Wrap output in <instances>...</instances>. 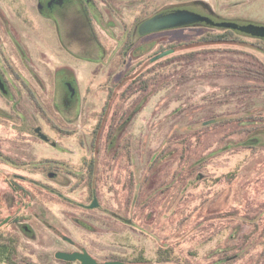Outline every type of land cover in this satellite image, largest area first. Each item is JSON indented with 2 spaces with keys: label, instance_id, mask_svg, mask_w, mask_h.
<instances>
[{
  "label": "rangeland",
  "instance_id": "obj_1",
  "mask_svg": "<svg viewBox=\"0 0 264 264\" xmlns=\"http://www.w3.org/2000/svg\"><path fill=\"white\" fill-rule=\"evenodd\" d=\"M190 1L193 0L144 2L146 14H149L153 7ZM207 1L216 10L209 15L215 21L264 25V0ZM0 9L3 12L27 10L34 11L35 15L39 13L35 0H0ZM122 12L130 23L137 13ZM91 17H94L93 12L89 15L82 12L59 28L62 47L56 48L52 41L57 29L54 26L45 29L39 19H34L31 27L18 25L17 28L22 41L27 38V33L31 35L32 44H23L27 56L5 40L17 70L41 95L45 87L47 91L51 90L54 81L52 76L48 77L46 67L51 71L68 63L74 69L80 88L90 87L93 92L84 99L87 110L77 114V120L64 127L69 132L62 134L52 132L44 117L42 106L48 98L20 99L32 114L33 124L38 123L53 140L59 141V149L32 140L21 132L18 116L17 126L9 117L13 115L11 104L6 98H0L1 155H12L20 163L28 164L10 168L0 163V227L6 228L0 233L2 231L4 235L11 232V223L5 222L20 211L27 216L41 211L45 201H61L56 195L45 192L43 187L46 185L58 189L55 194L60 192L77 202L89 204L92 200L93 182L84 175L78 178L77 173H87L86 159L94 154L92 134L107 99V93L98 87L104 81L113 56L97 45L92 46L94 51L90 52L86 50L90 39L77 41L72 34H67L69 31L88 32L86 22L89 23ZM211 28L217 27H178L163 31L157 37H148L144 56L147 60L159 45L189 42ZM12 36L15 39L16 35ZM100 39L109 48L115 42L104 31L100 33ZM220 47L255 53L264 62V52L248 47L215 45L210 48ZM133 59L128 57L130 63L135 61ZM90 74L95 76L89 78ZM58 84L60 93H64L62 79ZM228 85L223 79H199L182 90L161 89L150 97L127 130L136 138L135 165L141 171L135 178H146L140 205L136 209H130L129 205L134 198L130 192L132 199L129 200L127 192L128 186L132 188V165L125 159L112 162L109 155L101 153L96 162L98 173L94 189L102 208L87 214L77 210V218L92 222L91 226L68 224L69 234L77 239L78 246L87 247L99 258L116 256L132 264H264V130L248 132L247 127L253 126L248 121L232 126L202 124L214 118L211 116L222 119L241 116L244 109L261 106L262 103L257 101L251 106L241 97H233L231 102H218ZM132 100L130 98L127 104ZM179 107L182 111L176 112ZM47 159L64 166L58 178L49 176L51 171H56L53 168L50 172L42 170V164L48 162L41 161ZM11 185L20 188L16 191ZM21 202L28 207L16 209L14 205ZM127 205L129 208L126 209ZM108 206L121 212L120 221L104 212ZM125 218L132 225L124 224ZM26 242L19 245V255L34 264H46L42 247L30 240ZM0 264L7 263L0 260ZM50 264L64 263L52 258Z\"/></svg>",
  "mask_w": 264,
  "mask_h": 264
},
{
  "label": "flooded vegetation",
  "instance_id": "obj_2",
  "mask_svg": "<svg viewBox=\"0 0 264 264\" xmlns=\"http://www.w3.org/2000/svg\"><path fill=\"white\" fill-rule=\"evenodd\" d=\"M29 1V0H28ZM37 5L36 13L34 11H6L3 12L0 9V78L4 83V88L0 87V98L4 97L9 101L10 108L13 115H9L10 119L14 121L17 126V116L20 119V131L28 134L32 140L35 139L44 142L54 148L59 149V141L53 140L46 129H43L38 123L33 124L32 114L22 104L20 99L22 98H48L45 101V105L42 106L44 111V117L51 126L49 129L57 134L65 132L67 125L72 124L77 120V114H82L87 110L85 106V98L89 97L93 92L92 88L84 89L80 88L77 82V77L73 73L70 67V63L64 64L63 67H56L55 69L48 71V77H53V85L51 90L47 91L45 87L44 94L33 87L27 78H25L16 68L14 57L10 49H8L7 41L13 46V48L24 54L23 44L31 45L32 38L30 33H27V38L22 41L20 38V32L18 31V25L31 27L34 19H39L45 29L49 30L51 26L57 29V34L52 39L53 44L57 46H63V38L60 35L59 28L70 20V18L81 15L82 12H86L87 15L94 13V17L89 18L87 23L88 32L86 33H74L69 31L67 34L77 41L85 42L87 40L86 50L93 52L94 45L100 46L104 50V53L113 56L110 65L108 66V72L104 76V81L98 88H103L107 93V99L102 109L99 111L98 122L94 128L92 134L91 145L94 154L90 159H86L87 173H77L78 178L85 179L88 177L92 184V200L89 204H84L72 200L66 197L62 193L56 192L55 189L49 185L44 186L45 192L56 195L61 201H45L42 204L41 211L31 212L26 216L25 214L17 213L14 217H10L6 223H11L9 234L4 235L2 231L0 233V260L7 264H34L30 259L21 257L19 255L18 247L26 240L36 242L38 246L42 247L43 262L50 264L52 258L56 261L63 262L64 264H81L80 261H69L58 257V253H76L87 250L93 257L97 259L99 263L106 261H122L126 264H132L124 258L116 256H105L99 258L90 249L83 246H78L77 239L72 237L68 231L69 222L73 226L88 227L91 226L89 221L77 218V210L87 214L93 209L102 208L98 205L91 208L90 205L94 203L97 198L95 191V179L97 177V158L101 153L109 155L111 161H123L127 160L131 165L130 171V184L128 186V199L131 200L132 196L130 192L134 194V198L130 201V209H136L137 205H140L142 191L146 184V178H135L137 173H140L141 169L138 165H135V136L129 135L127 132L128 127L132 120L138 115L141 110L146 106L150 97L157 91L161 90V66L160 60L166 58L155 59L160 54L162 49H174L171 45L162 46L159 45L157 49L149 54L148 59L144 56L146 52L145 39L151 36L157 37V34L166 31L176 29L178 27L204 25L209 26L203 22H193L187 25L176 26L174 23L163 24L164 21H169L165 17L156 18L163 12L173 13L175 11H195L203 15H212L213 11H216L213 4L207 0H193L181 4H171L163 7H153L151 13L146 14L145 0H35ZM157 0H155L156 3ZM122 11H137L134 15L132 23L128 22L125 14ZM155 11V12H154ZM150 12V11H147ZM205 12V13H204ZM113 15H119L116 19H113ZM156 18L155 20H152ZM96 20V25L94 24ZM150 21V22H149ZM148 22V24H146ZM104 31L110 39H113L114 45L107 47V45L100 39V33ZM12 34H15V39ZM51 44V42H49ZM12 48V47H11ZM54 50V48L52 47ZM176 50L174 49L175 53ZM171 53V54H172ZM170 54V55H171ZM27 56V54H26ZM91 56H94L92 54ZM54 57V56H53ZM128 57L134 58L132 63L128 61ZM137 58V59H136ZM126 67L121 69L122 66ZM152 68L154 72L151 71ZM96 74V71H94ZM148 72V73H147ZM157 72V73H156ZM47 75V74H46ZM91 77L94 74L89 75ZM62 79L63 87L66 89L64 93H60L58 81ZM150 79L151 88L145 91L144 81ZM91 81V80H90ZM153 83V84H152ZM97 91V90H96ZM96 95V93H95ZM132 98V102L127 104L129 99ZM22 104V105H21ZM127 104V105H126ZM21 105L20 107H18ZM177 111H182L181 107ZM176 111V112H177ZM0 119H2V109L0 107ZM213 120L204 121L203 126H209ZM30 139V140H31ZM29 141V140H28ZM0 147V163L10 168H21L26 166L25 162L20 163L17 157L12 155H1ZM162 156V153L160 154ZM41 162H48L42 164L43 171L50 172L52 168L55 172H50L49 176H59L64 166L55 160L47 159ZM157 162V161H156ZM155 162V163H156ZM29 163V162H28ZM34 162L32 161V164ZM58 163V164H57ZM136 167V169H135ZM87 174V175H86ZM136 181V182H135ZM12 186V185H11ZM12 189L18 191L13 185ZM126 206V209L129 208ZM16 209H25L28 207L26 203H20L14 205ZM27 206V207H25ZM109 208V209H108ZM104 212L110 214L112 218L120 221L121 212L113 211L110 206L104 208ZM124 209V208H123ZM129 209V210H130ZM26 216V217H25ZM113 219V220H114ZM29 220V221H28ZM68 220V221H67ZM28 221V222H27ZM124 224H130L127 219H123ZM68 222V223H66ZM7 224V226L9 225ZM4 230V226L0 227V230Z\"/></svg>",
  "mask_w": 264,
  "mask_h": 264
},
{
  "label": "trees",
  "instance_id": "obj_3",
  "mask_svg": "<svg viewBox=\"0 0 264 264\" xmlns=\"http://www.w3.org/2000/svg\"><path fill=\"white\" fill-rule=\"evenodd\" d=\"M215 45L242 46L264 52L263 38L252 37L230 28H211L189 42L172 45L176 52L160 60L161 89L179 91L199 79H223L229 85L224 87V97L218 102H231L233 97H241L240 99L250 102L251 106L256 101L264 105L263 60L249 51L210 48ZM207 46L210 47L205 48ZM151 71L154 72V69ZM144 88L145 91L151 88L150 79H145ZM262 104L259 107L244 109L241 116L233 115L225 119L211 116L214 117L211 124L232 126L248 121L253 125L247 127L248 132L264 130ZM15 187L17 190L20 188ZM246 240L244 237L243 241Z\"/></svg>",
  "mask_w": 264,
  "mask_h": 264
},
{
  "label": "water",
  "instance_id": "obj_4",
  "mask_svg": "<svg viewBox=\"0 0 264 264\" xmlns=\"http://www.w3.org/2000/svg\"><path fill=\"white\" fill-rule=\"evenodd\" d=\"M165 16H168L167 18L169 19V21L163 22V24L165 25L170 24L172 22L176 26L187 25L193 22H203L209 26H213L217 28H230V29L242 32L244 34L250 35L252 37L264 39V25L239 24V23L231 22V21H215L210 16L203 15L195 11H175L173 13L163 12L159 14L158 16H156V18L165 17ZM156 18L152 20H155ZM146 24H148V22H146ZM172 52H174V49L165 50L161 52L160 54H158L155 57V59L168 56ZM0 87L4 88V83L2 82L1 78H0ZM97 205H98V201H97V198H95L94 203L91 204L90 207L93 208ZM58 257L65 259V260H69V261H80L81 264H126L125 262H122V261H106L103 263H99L97 259L93 257L87 250H84L83 252H76V253L60 252L58 253Z\"/></svg>",
  "mask_w": 264,
  "mask_h": 264
}]
</instances>
